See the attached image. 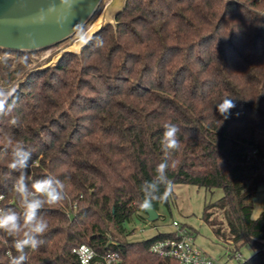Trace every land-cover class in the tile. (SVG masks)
<instances>
[{"label":"trees","instance_id":"trees-1","mask_svg":"<svg viewBox=\"0 0 264 264\" xmlns=\"http://www.w3.org/2000/svg\"><path fill=\"white\" fill-rule=\"evenodd\" d=\"M117 20L81 57L66 55L18 88L24 69H9L14 60L0 50V89L15 90L12 111L0 115V209L23 212L20 172L8 167L17 143L32 154L30 189L47 176L64 183L65 199L39 211L48 230L38 249H25V264H79L81 244L117 250L119 264H179L149 249L172 233L128 240L129 225L147 218L142 185L165 160L167 123L180 128L168 179L221 188L212 206L225 210L234 251L257 249L239 264H264V210L253 216L264 185V0H128ZM224 98L236 104L227 120L216 110ZM171 197L152 204L158 211ZM21 238L0 230V264L19 255Z\"/></svg>","mask_w":264,"mask_h":264},{"label":"rangeland","instance_id":"rangeland-1","mask_svg":"<svg viewBox=\"0 0 264 264\" xmlns=\"http://www.w3.org/2000/svg\"><path fill=\"white\" fill-rule=\"evenodd\" d=\"M108 1L102 0L91 20L72 37L57 45L35 51L16 52L14 49L4 50L6 52L2 57L14 60L11 63L12 65L7 63L8 66L9 64L11 65L9 69H24V73H20V79L16 82L15 87L18 88L33 73L56 68L66 55L73 54L81 57L82 53L81 55L67 53L55 66H46L55 61L56 56L61 51L75 44L99 17ZM110 26L117 30L118 23L116 26L114 24H110ZM23 53L29 54L23 56ZM222 195L223 190L221 188H216L211 191L205 187L193 184H175L169 205L161 204L158 209L159 217L153 221H149L147 218L135 219L129 225L132 232L128 235V240H144L154 237L159 233H173L175 231L173 221L176 220L193 235L195 246L202 252L225 264H239L240 261L252 256L257 249L249 245H243L239 250L234 251L233 243L229 242V240H232V233L225 218V210L212 206ZM208 206L210 208L206 210ZM263 210L264 185L260 186L254 198L253 216H258ZM205 211L211 213L209 221L204 217ZM211 219H215L216 224L221 227V235L214 228ZM238 253H241L240 257H236Z\"/></svg>","mask_w":264,"mask_h":264},{"label":"clouds","instance_id":"clouds-1","mask_svg":"<svg viewBox=\"0 0 264 264\" xmlns=\"http://www.w3.org/2000/svg\"><path fill=\"white\" fill-rule=\"evenodd\" d=\"M102 43V42H101ZM14 89L5 91L0 89V115H7L14 107L15 101L10 102L14 94ZM236 107L235 101L230 98H224L216 105V110L227 120L232 115V109ZM180 128L176 124L167 123L164 125V132L161 138V147L165 160L157 165L156 176L151 182H145L142 185L143 199L139 204L142 210H149L153 201H166L173 192V182L168 179L167 170L170 167L169 160L173 152L180 149V140L178 133ZM11 139L7 140V145H12ZM31 152L22 144H15L12 148V160L8 167L13 171H19L20 174L15 181L14 191L20 199L23 212L18 214L13 209H0V230L6 232L9 236H15L23 233V238L14 241V248L19 255L12 257L10 264H25L27 255L26 248L38 249L44 241L39 237L43 236L48 230V223L39 211L47 205H55L65 199L64 183L53 176H47L35 181L31 189L26 182V172L23 171L29 167ZM171 166H175L172 161ZM163 186V192L160 189Z\"/></svg>","mask_w":264,"mask_h":264},{"label":"water","instance_id":"water-1","mask_svg":"<svg viewBox=\"0 0 264 264\" xmlns=\"http://www.w3.org/2000/svg\"><path fill=\"white\" fill-rule=\"evenodd\" d=\"M127 1L109 0L99 17L75 44L61 51L55 61L46 66H55L67 53L81 55L96 34L110 24L117 25V16L124 10ZM101 2L102 0H0V50L35 51L57 45L84 27ZM145 212L149 221L159 217L153 204Z\"/></svg>","mask_w":264,"mask_h":264},{"label":"built area","instance_id":"built-area-1","mask_svg":"<svg viewBox=\"0 0 264 264\" xmlns=\"http://www.w3.org/2000/svg\"><path fill=\"white\" fill-rule=\"evenodd\" d=\"M173 226L175 231L171 235L157 238L150 244L149 249L153 254L173 258L179 264H225L197 248L194 244L193 235L178 221L174 220ZM229 242L233 243L232 240ZM73 251L78 257L79 264H119L121 261V255L117 250L107 251L99 255L94 247L81 244ZM8 254L12 257L10 251ZM240 256L241 253L236 255V257Z\"/></svg>","mask_w":264,"mask_h":264}]
</instances>
